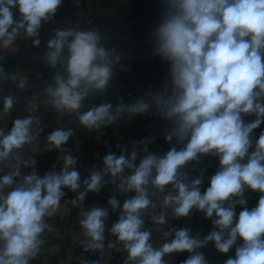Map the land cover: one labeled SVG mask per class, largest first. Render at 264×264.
<instances>
[{
    "label": "clouds",
    "instance_id": "obj_1",
    "mask_svg": "<svg viewBox=\"0 0 264 264\" xmlns=\"http://www.w3.org/2000/svg\"><path fill=\"white\" fill-rule=\"evenodd\" d=\"M63 2L0 0V50L21 35L39 47L42 25L53 21ZM161 5L162 17L151 33L153 55L169 71L159 90L146 93L150 99L83 110L86 101L107 90L120 57L102 46L99 32L76 28H57L47 41L42 60L56 71L54 86L43 94L88 132L154 109L170 124L164 136L169 150L150 152L152 141H133L131 151L108 152L102 167L82 180L77 158L64 147L73 129L56 127L45 150L65 153L62 167L41 176L33 161L24 160L32 170L23 174L20 151L39 137L43 129L33 127L39 118L29 114L15 118L7 131L0 127V264H31L40 255L54 231L48 220L60 209L65 189L77 193L68 202L78 207L89 192L99 194L109 184L116 189L108 207H91L79 219L82 251L100 254L82 264H104L112 251L126 254L124 264H168L166 257L183 253L188 256L182 264H208L199 250L209 243L220 254L234 250L223 264H264V130L254 138L264 124V0H161ZM4 60L0 55V82L23 90L27 77L6 73ZM16 103L15 95H4L0 119ZM206 156L218 159V170L202 191L206 169L196 176L187 169L196 171ZM248 191L259 194L251 208ZM110 211L119 215L108 227ZM194 211L213 226L203 238L188 227L168 226L170 217L178 220ZM149 221L154 227H146ZM154 231L164 238L159 246L152 243ZM106 233L114 238L107 244Z\"/></svg>",
    "mask_w": 264,
    "mask_h": 264
},
{
    "label": "crops",
    "instance_id": "obj_2",
    "mask_svg": "<svg viewBox=\"0 0 264 264\" xmlns=\"http://www.w3.org/2000/svg\"><path fill=\"white\" fill-rule=\"evenodd\" d=\"M163 11L161 0H64L53 21L42 25L39 47H33L32 38L21 35L7 50H0V55L5 56L3 67L6 73L27 77V84L23 90H18L11 82H0V109L4 95L13 94L17 98L11 114L0 119V127L7 131L15 118L32 114L39 118V123L33 125L34 129H43L33 144L26 145L20 151L23 174L32 170L31 167L23 166L24 160L33 161L41 176L49 171H59L62 167V157L65 153L56 149L45 150L46 137L56 127L73 129V137L64 147L70 149L71 154L77 158L76 169L81 173L82 180L87 178L94 168L102 167V158L108 152L119 154L125 147L131 151L133 141L139 142L144 139L152 141L148 146L150 152L163 154L169 150L170 145L165 142L164 136L165 129L170 128V124L156 116L154 109L143 115L132 116L130 119L126 115L112 125L88 132L78 125L75 115L57 112L43 94L46 86H54L53 75L56 71L42 60L47 41L52 38L48 30L55 21L64 16H71L83 21H92L93 30L99 32L101 36L102 46L107 51H115L112 57H120L113 65L114 74L107 90L86 101L83 110L93 105L98 106L102 102L115 106L119 103H134L138 99H150L146 93L159 90L162 83L168 79V65L153 55L151 38V33L158 25ZM34 105L37 107L34 108ZM245 119L251 121L254 117ZM262 130L264 124L254 131V138H258ZM12 163L16 161L13 160ZM201 168L206 169L202 186H208L209 178L218 170V159L203 157L196 171H192L191 167L187 171L196 176ZM9 170L5 167L6 172ZM115 189V185L109 184L99 194L89 192L85 201L78 207H73L68 202L75 198L77 193L65 189L66 196L61 201L60 209L48 220L54 231L47 235L46 244L42 247L40 255L31 264H82L83 260L93 261L94 253L82 251L81 241L85 237L79 219L82 218V213L91 207H108L107 200ZM132 195L134 193H128L127 197L130 198ZM245 196L250 208L254 207L259 199V194L251 191L246 192ZM117 198L122 203L124 197L118 194ZM240 210L238 206L237 213ZM118 215V212H109V219L106 221L108 227L118 219ZM172 227L176 229L188 227L192 235L199 234L201 238L213 230L210 220H206L203 213L195 211ZM108 239L114 238L106 233V244ZM199 251L203 252L208 264H223L229 255L234 254V250L227 255L220 254L212 243ZM114 252L118 264H124L126 254L122 251ZM187 256V253L172 254L165 259L168 264H182Z\"/></svg>",
    "mask_w": 264,
    "mask_h": 264
},
{
    "label": "built area",
    "instance_id": "obj_3",
    "mask_svg": "<svg viewBox=\"0 0 264 264\" xmlns=\"http://www.w3.org/2000/svg\"><path fill=\"white\" fill-rule=\"evenodd\" d=\"M59 28V29H66V28H76L77 30H83V31H88V30H93V23L92 21H83L81 19H77V18H73L71 16H64L63 18L55 21L51 27L48 30V34L50 36H54L55 30ZM111 56H114L115 51L114 50H110L108 51ZM207 188V186H201V190H205ZM182 218L180 219H172L171 217L169 218V225L170 227H172V225L175 224H179L181 222ZM165 227V230H167V227ZM146 227L152 228L154 227L151 222H147L146 223ZM163 236L161 235V233L159 232H153L152 234V243L154 246H159V244H161L163 242ZM107 251V249H106ZM99 253H95V258L94 260L99 258ZM104 264H118V258L117 255L115 254L114 251L111 252V256L108 257L106 256L104 259Z\"/></svg>",
    "mask_w": 264,
    "mask_h": 264
}]
</instances>
